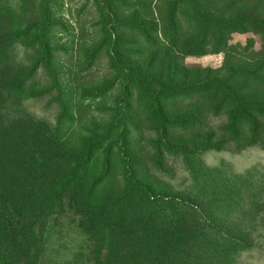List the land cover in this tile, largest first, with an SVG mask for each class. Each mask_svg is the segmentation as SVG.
I'll return each instance as SVG.
<instances>
[{
  "label": "rangeland",
  "instance_id": "obj_1",
  "mask_svg": "<svg viewBox=\"0 0 264 264\" xmlns=\"http://www.w3.org/2000/svg\"><path fill=\"white\" fill-rule=\"evenodd\" d=\"M198 1L210 7V11L217 15L223 11L241 13L242 17L247 18L243 24L244 29L232 31L228 35L227 48L215 50L217 40L211 30L204 34L188 10L178 9L174 19L180 36L177 41L178 48L185 51L191 49L189 45L196 48V45L203 44L205 51L184 54L180 51L176 74L167 77L161 73L163 75L160 82L169 88H176L196 79L212 76L224 78L229 75L231 68L245 71L256 66L261 68L255 71L256 75L247 74L251 78L239 81L249 85L245 89L248 94H260L259 88L264 87V0ZM48 2L49 17L55 21L49 27V34L51 45L55 49L53 68L56 71L54 77L57 84L54 83L50 71L38 69L32 87L40 89L50 86V90L26 100L25 106L35 116L42 118L44 132L30 124H26L24 130L27 133L32 132L46 146L53 145L54 139L48 134L47 125L60 113L59 104L54 99L60 90L66 105V115L63 117L59 139L55 143L61 160L50 163L53 175L59 179L65 177L69 167L63 162L68 161V157L83 155L88 143L105 135L108 143L113 145V165L111 178L109 180L108 177L104 189H120L122 171L127 169L130 173H135L139 181L143 180L155 186L162 195L167 192L182 193L189 203V216L196 219L201 216L199 220L203 226L199 232L202 238L207 244L218 245L212 251L217 259L214 264H264V144L255 142L236 146L229 138L231 131L228 132L225 127L229 121L226 111H215L207 106L206 96L201 93L193 98L192 103L173 104L166 108V119L171 121L198 116L201 123L198 128H172L170 125L166 134H160L163 129L160 130L157 123L148 116L149 105L146 102L145 88L136 81H148L152 89L156 86V81L155 78L140 73L137 61L140 59L146 63L149 58L148 71L157 75L163 70L160 58L165 53L162 49L154 55L155 49L144 47L145 51L139 54L137 51L140 50L138 47L142 37L127 28L125 22L129 16L138 12L140 17H144V25L156 28L160 34L163 30L171 31L166 7L168 0ZM98 2L102 5L104 2L108 4L106 8L109 17L100 15ZM36 5L35 0H25L20 7H13L10 12L0 5V33L18 21H36L40 13L42 14L41 11L38 12ZM11 12H16L21 18L17 19ZM115 12L117 17L114 22ZM110 19L113 22L108 21ZM134 21L137 22V19ZM104 23L114 26V30L117 29L113 34L119 35V48L116 52L109 50L106 45ZM126 47L131 50H126ZM31 52L22 48L18 56L25 64H31ZM11 63L12 65H5L4 62L0 64V79L16 81L19 73L24 71L18 62ZM128 72H134L132 77L136 78L126 83L124 76ZM14 108L15 105L11 103L7 113L14 114ZM158 133L166 135L171 144L188 148L195 147L198 141L208 136L212 142L219 139L226 141L223 148L207 149L200 156H191L188 167L181 154L165 149V154L161 157L162 165L158 168L152 140L158 137ZM120 157H125L122 162ZM59 161H62L63 166H59ZM101 167L102 158L97 155L96 161L92 160L88 167L89 176L97 174ZM84 185L76 181L73 186H65V189L72 188L76 191ZM63 201L64 211L51 214L46 223L56 222L49 231L39 229L37 225L32 229L34 235L48 236L47 244L43 245H47V248L42 258L44 261L40 262L42 264H65L67 258L71 259V254L66 253L62 243L67 241L68 247L73 249V243L86 236L76 225L79 214L66 205L67 198ZM16 209L17 206H14L4 212L14 215ZM27 210L31 211L32 208L27 206L23 209V224L34 214ZM188 232L190 236L195 235L193 225ZM4 251L1 259L5 257L13 263L24 260L20 258L18 251ZM87 257L88 254L85 255L83 264H91V261L86 260Z\"/></svg>",
  "mask_w": 264,
  "mask_h": 264
},
{
  "label": "trees",
  "instance_id": "obj_2",
  "mask_svg": "<svg viewBox=\"0 0 264 264\" xmlns=\"http://www.w3.org/2000/svg\"><path fill=\"white\" fill-rule=\"evenodd\" d=\"M24 1L0 0V5L5 11L10 12L13 7H20ZM35 1L38 12H42L36 21H18L0 33V64L4 62L5 65L8 63L12 65L11 62L14 61L20 64L22 70L24 69L16 81L0 79V230H9L0 231L2 232L0 264H42L40 262L44 261L42 258L47 248V245L45 247L43 245L47 244L48 236L34 235L32 229L37 225L39 229L49 231L56 222L46 223L51 214L64 211V198L68 200L66 205L74 213L79 214L77 228L86 234L85 238L73 243L75 244L73 249L68 247L67 241L62 243L67 250L66 253L71 254V259L67 258L65 264H83L86 254H88L86 260L91 261V264H214L217 259L215 252L212 251L216 250L218 245L207 244L202 238L199 232L203 226L199 220L201 216L199 215V219L189 216V203L182 193L167 192L162 195L155 186L143 180L139 181L137 175L127 169L122 171L120 189H104L108 177L109 180L111 178L110 171L113 165L111 159L113 145L108 143V137L105 135L88 143L83 155L68 157V161L63 162L69 167L65 177L59 179L53 175L50 163L61 160L55 143L59 139L63 117L66 115V105L60 90L54 97L59 104L60 113L47 125L48 134L54 139L53 145L46 146L32 132L27 133L24 130L25 125L30 124L38 131L44 132L42 118L35 116L25 106L26 100L50 90V86L40 89L32 87L38 69L50 71L54 83L57 84L54 77L56 71L53 68L55 49L51 45L49 34V27L55 21L49 17L48 0ZM97 6L102 17H109L106 8L108 4L104 2L102 5L98 2ZM166 7L171 31L163 30L160 34L156 28L144 25V17H140L138 12L129 16L125 22L127 28L142 37L138 47L140 50L137 51L139 54L145 51L144 47L155 49L154 55L162 49L165 53V56L160 58L163 70L157 75L148 71L149 58L146 63L140 59L137 61L140 73L155 78L156 81L154 89L148 81L136 82L145 88L146 102L149 105L148 116L157 123L160 130L163 129L160 134H166L170 125L172 128L200 127V118L196 115L177 121L166 119L168 112L166 108L173 104L194 101L193 98H197L201 93L206 96L207 106L214 108L215 111L219 109L226 111L229 121L225 127L228 132H232L229 138L236 146L255 142L264 144V87L259 88L260 94H248L245 89L249 85L239 81L251 78L247 74L256 75L255 71L261 68L254 66L245 71L231 68L229 75L224 78L212 76L196 79L176 88H169L160 82L163 75L161 73L167 77L176 74L179 67L178 53L183 51L177 46L180 36L174 21L178 9L188 10L204 34L211 30L217 40L215 50L227 48L228 35L234 30H243L247 18L235 12L228 14L223 11L218 15L214 14L210 7L198 0H168ZM11 13L17 19L21 18L15 14L16 12ZM116 17L115 12L114 22ZM134 19H137V22ZM108 21L113 22L112 19ZM113 28L114 26L104 23L103 33L109 50L116 52L119 48L117 40L119 35L118 33L116 36L113 35L117 31ZM189 46L191 49L183 51V54L205 51L203 44L196 45V48ZM22 48L25 51H32L31 64H25L18 56ZM125 49L131 50L129 47ZM125 75L126 83L136 78L132 77L134 72ZM11 103L15 105L14 114L7 113ZM160 134L152 139L158 168L162 165L161 157L165 154V149L181 154L188 167L191 156H200L207 149L223 148L226 141L219 139L212 142L208 136L198 141L195 147L188 148L184 145L171 144L166 135ZM97 155L102 158V167L97 174L90 177L88 167L92 160L96 161ZM124 158L119 159L122 162ZM59 163V166H63L62 161ZM76 181L85 184L84 187L76 191L72 188L65 189V186H73ZM14 206H17L14 215L4 212ZM27 206L32 208L27 212L34 214L24 225L23 209ZM198 212L202 213V210ZM192 225L196 233L190 236L188 231ZM10 249L20 252L19 256L24 260L13 263L5 257L1 259L4 250ZM57 250L61 251L59 248ZM209 251L211 252L207 253Z\"/></svg>",
  "mask_w": 264,
  "mask_h": 264
}]
</instances>
